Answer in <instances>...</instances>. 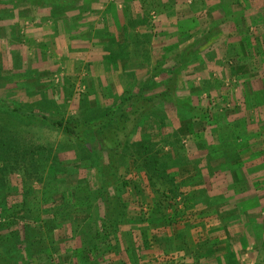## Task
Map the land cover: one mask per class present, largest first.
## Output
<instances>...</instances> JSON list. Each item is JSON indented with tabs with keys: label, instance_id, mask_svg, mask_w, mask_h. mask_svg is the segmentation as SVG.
<instances>
[{
	"label": "rangeland",
	"instance_id": "1",
	"mask_svg": "<svg viewBox=\"0 0 264 264\" xmlns=\"http://www.w3.org/2000/svg\"><path fill=\"white\" fill-rule=\"evenodd\" d=\"M129 95L139 120L116 164L93 134L81 144L0 111V144L32 165L3 178L0 162V204L11 188L5 202L32 209L3 232L43 243L0 249L17 264H83L85 233L120 217L95 264H264V0H0V101L83 122ZM170 208L179 237L163 244Z\"/></svg>",
	"mask_w": 264,
	"mask_h": 264
},
{
	"label": "trees",
	"instance_id": "2",
	"mask_svg": "<svg viewBox=\"0 0 264 264\" xmlns=\"http://www.w3.org/2000/svg\"><path fill=\"white\" fill-rule=\"evenodd\" d=\"M29 1L32 3H39L41 0H25ZM168 92V91H167ZM166 94V93H165ZM133 98L132 95H129L125 97L120 105L118 106L117 109L113 110H108L105 112L104 116H101L99 119H88L82 121H74L71 119H64V118H58L54 116H50L46 113H41L37 112L34 110H28L25 109L24 107H20L15 104H11L8 102H2L0 101V111H5L8 113H13L18 116L22 117H36L38 119L44 120L47 122L49 125L56 127L58 130H62L65 132L68 136L76 139L79 143H87L89 142V134H93L95 136L97 144L100 146L102 150H106L108 152V157L109 161L113 162L116 164L119 159L122 158L123 151L131 138L137 124L139 117L136 112H134L137 108H134L132 111L130 110V105L127 107H124V104H126L128 101H130ZM144 102L151 103L153 101V98L150 97L148 99H144ZM140 102V101H139ZM138 110V109H137ZM7 133H4L3 137L5 140H7ZM146 140L143 142L142 147L145 145L146 148ZM150 150L149 151V156L147 152L143 153L142 155H145V161L148 163H154L153 165H158V162H160L158 159L157 154H151L152 152V145L147 144ZM23 147L20 146L18 142H13L10 144L9 142H3L0 144V162L3 166V169L1 173H3V178H5V174L7 173H14L17 168H21V172L23 174L29 173L30 174V169L32 168V165L26 164V156L23 153ZM120 154V157H116L115 155ZM111 170H115V173H119L120 169L116 168L113 164H110L108 166ZM1 168V166H0ZM109 169V170H110ZM110 170V171H111ZM67 173V171H66ZM103 175L108 176L109 171L106 170V173H103ZM118 175V174H117ZM31 176V175H29ZM173 178V177H172ZM168 179V178H167ZM64 184V182H62ZM61 184V185H62ZM129 185L128 180H123L122 181V186L119 189V194L116 195L117 198L121 197V194L125 192L124 188ZM26 186V185H25ZM10 193H13L11 188H7ZM0 191H5L4 188H0ZM17 191V189H16ZM169 191H171L174 196H176L177 192L174 193V188L170 187ZM8 193L6 195V198L1 201L2 204H0V219L5 218L7 219L6 222H0V248L1 247H8L10 248V245L12 246H18L21 247L24 245L26 251L28 254L32 255V252L37 251L41 247H43V243L40 239V236L38 239L33 238L34 235L31 232V229L27 230L24 232L26 234V240L21 239V233L17 229H11L7 233H4V229H8L10 226L14 225L18 220L24 219L26 222L25 224L29 225V219H30V213L32 211L31 208H28L26 205L27 203L25 202L24 204H19L15 206H10L8 203L5 201L8 200ZM179 194V193H178ZM170 195L167 194V197ZM192 199V198H191ZM189 204V203H188ZM190 205H188L189 207ZM87 210L90 211V213L94 212V209L90 210V207L86 208ZM172 211V208H170ZM120 211L119 215H122V209H118ZM178 214V211L175 209L172 212L166 211L163 212V217L166 216L167 220L162 221V223H156L158 227L160 225L163 227L161 230L167 231V233L161 234L163 235V244H166L167 242L174 243L176 240V237L178 236V233L174 232L170 226L174 225L176 220V216ZM93 218V217H91ZM122 218L118 217L115 220H111L108 223L104 222L103 220L101 221V225H98L96 227H92L85 233V238H83V246L78 248L74 253L79 256L83 264H95L97 257L102 256L103 250L105 248L109 249V245L112 243V240L114 238L113 235H115V239L118 240V235L113 233V231H117L119 229V224L121 222ZM45 222H49L47 220H44ZM52 221V220H50ZM28 225L27 228L29 227ZM53 228H56L58 225L51 223ZM51 225H46L47 227V232L51 231L53 229ZM26 228V227H25ZM115 229V230H113ZM41 232V229H39ZM38 234V232H37ZM180 235V234H179ZM155 238V237H154ZM147 242V240L145 239ZM3 243V244H2ZM105 247H102L103 245H106ZM167 247V246H166ZM2 248V249H3ZM116 250V248H114ZM114 250V251H115ZM128 250V249H127ZM165 250V249H163ZM135 252L137 253L138 251L134 248L133 249V243L129 244V250L128 254L131 256V258H134ZM169 252V251H168ZM167 252V253H168ZM119 253V251H117ZM166 253V250L165 252ZM19 259H23L22 256L14 258L11 255L8 256L4 251L0 249V264H17ZM135 259V258H134Z\"/></svg>",
	"mask_w": 264,
	"mask_h": 264
},
{
	"label": "crops",
	"instance_id": "3",
	"mask_svg": "<svg viewBox=\"0 0 264 264\" xmlns=\"http://www.w3.org/2000/svg\"><path fill=\"white\" fill-rule=\"evenodd\" d=\"M211 217V218H210ZM212 217H213V215H210V216H208V218L207 219H209V221L211 222V220L210 219H212ZM200 231V229L199 230H197V232H199ZM196 232V233H197ZM167 233V231H163V232H161V234H166ZM199 233H201V232H199ZM217 235H219V234H217ZM160 251V253L162 252L161 250H159ZM158 251V252H159ZM143 252V255L145 256V257H147V258H149V259H153L154 258V254L155 255H157V253H156V251H154V249H149V250H144V251H142Z\"/></svg>",
	"mask_w": 264,
	"mask_h": 264
}]
</instances>
